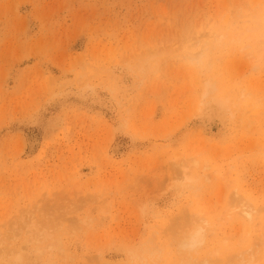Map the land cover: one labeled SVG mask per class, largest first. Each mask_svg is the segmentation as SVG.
<instances>
[{
    "label": "rangeland",
    "instance_id": "1",
    "mask_svg": "<svg viewBox=\"0 0 264 264\" xmlns=\"http://www.w3.org/2000/svg\"><path fill=\"white\" fill-rule=\"evenodd\" d=\"M240 18L264 0H0V264H264Z\"/></svg>",
    "mask_w": 264,
    "mask_h": 264
},
{
    "label": "clouds",
    "instance_id": "2",
    "mask_svg": "<svg viewBox=\"0 0 264 264\" xmlns=\"http://www.w3.org/2000/svg\"><path fill=\"white\" fill-rule=\"evenodd\" d=\"M257 38L264 39V22L256 23L245 20L244 18L230 23L228 26V35L221 37V39H228L240 45L250 44ZM197 240L198 235H194L192 237V243L195 244Z\"/></svg>",
    "mask_w": 264,
    "mask_h": 264
},
{
    "label": "bare ground",
    "instance_id": "3",
    "mask_svg": "<svg viewBox=\"0 0 264 264\" xmlns=\"http://www.w3.org/2000/svg\"><path fill=\"white\" fill-rule=\"evenodd\" d=\"M246 46V45H245ZM245 48V47H244ZM202 54V53H201ZM198 231V230H197ZM196 231V233H194L193 235H191V236H189V238L186 240L187 242L185 243L184 242V247H185V249H195V248H197V247H199V245H200V242H201V239H200V235H199V232H197ZM194 235H198V240H197V242L195 243V244H193L192 243V237L194 236ZM190 262V261H189ZM192 262V261H191ZM195 262H192V263H190V264H194Z\"/></svg>",
    "mask_w": 264,
    "mask_h": 264
}]
</instances>
